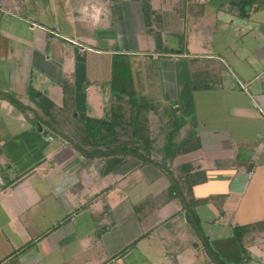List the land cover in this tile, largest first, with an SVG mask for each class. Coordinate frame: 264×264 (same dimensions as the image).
I'll return each instance as SVG.
<instances>
[{
  "label": "crops",
  "instance_id": "0c3cea01",
  "mask_svg": "<svg viewBox=\"0 0 264 264\" xmlns=\"http://www.w3.org/2000/svg\"><path fill=\"white\" fill-rule=\"evenodd\" d=\"M170 1L149 0L155 12H168L160 13L163 32L149 35L144 0H0V93L35 109L34 88L60 109L69 80L75 113L60 121L68 130L61 131L84 137L75 127L87 117L109 119L110 98L97 102L93 89L110 88L114 56H137L144 46L172 71L171 104L187 120L169 123L164 135L193 142L167 159L186 195L176 196L160 168L132 155L90 157L0 99V264H164L155 255L171 259L195 246L185 209L193 198L209 199L195 211L220 256L238 253L229 261L241 258L232 226L264 224V17L249 23L236 2L215 0H176L194 5L178 16ZM166 33L187 35V46L169 49ZM99 39L117 48L97 47ZM185 61L193 65L180 77ZM154 126L150 119L153 141L162 129ZM256 235L245 246L263 253V263L264 225Z\"/></svg>",
  "mask_w": 264,
  "mask_h": 264
},
{
  "label": "trees",
  "instance_id": "16d2710c",
  "mask_svg": "<svg viewBox=\"0 0 264 264\" xmlns=\"http://www.w3.org/2000/svg\"><path fill=\"white\" fill-rule=\"evenodd\" d=\"M236 4L238 5L240 15L247 16L250 13V9H245L246 5L249 7L255 4L264 6V0H239ZM143 7L146 20L154 19V22L159 27H162V16L151 9L149 0H144ZM123 57L124 55L118 54L114 56L111 79L108 82L114 97L110 113L111 117L108 120L87 117L86 121L82 123V126L75 127L78 136H85H74L75 142H72L73 146L90 157L132 155L145 164H152L160 168L169 177L171 181L170 193L176 196L179 194L183 196L185 191L179 188V181L174 176L170 166L165 161H159L152 157L154 141L150 131L147 105L133 97L134 91L130 69ZM61 87L64 101L60 109H56L53 101L46 95L39 94L34 88L29 89V99L36 105L35 109L30 105L24 104L19 97L10 92H1L0 99L10 102L14 107L24 113L28 119H37L43 126L52 129L56 133L64 134L59 129V125L60 121L65 123L63 119H70L74 116V85L69 80H63ZM64 135L66 137L68 136L66 134ZM111 136L114 137V140ZM124 136H126L125 139L122 138ZM170 136L169 141L162 150L165 153L164 158L166 160L168 157L171 160L180 152H187L190 149L188 145L193 144L191 138L178 144L173 143V134ZM86 137L90 139L86 140ZM101 144L105 146V149L98 147ZM188 194H192L191 187L187 191ZM208 200V198L200 200L193 198L191 202L189 201L190 203H186L185 205L189 222L198 238L195 246L203 245L207 254H210L214 258L216 264H226L210 245L209 239L202 227L201 220L195 211L197 205L209 202ZM263 225V223L259 222L248 225L235 224L232 226L233 234L243 246L249 240V236H255L262 229Z\"/></svg>",
  "mask_w": 264,
  "mask_h": 264
},
{
  "label": "rangeland",
  "instance_id": "374dc122",
  "mask_svg": "<svg viewBox=\"0 0 264 264\" xmlns=\"http://www.w3.org/2000/svg\"><path fill=\"white\" fill-rule=\"evenodd\" d=\"M162 1L164 2L167 0H162ZM217 1L219 4H221V3L224 4V2H230V1H234L236 3H237V1L239 2V0H215V2H217ZM150 2H151V0H150ZM191 2L192 1H190V3ZM170 3L175 7V10H177L178 16L180 15V13L182 11L184 13L192 11V8L194 7V5L190 4L191 5V6H189L190 8H187L188 5H185V4L180 5L176 2V0L170 1ZM174 7H173V9H171L170 15H168L169 24L170 25L172 24L170 19H172L174 21L172 26H175L176 23H175L174 17L176 18V16H177V15L174 16V14H173L174 13ZM248 7L249 6L246 5L245 9ZM157 12L159 14L161 13L160 11H157ZM167 13L168 12L164 13V15H167ZM214 13H216L217 18H218V16H223V14L220 12H218V13L214 12ZM163 16H162V24H163ZM255 17H264V9H261V8L258 10L253 9L252 11H250V17L246 18V20L250 23L253 21V18H255ZM219 18L224 19L222 17H219ZM150 21H146V23H147L146 26H148L147 27V34L154 35V34H160L163 32V30H164L163 25H162V27H159L158 25L153 23L154 19L150 20ZM148 22H149V24H148ZM63 24H67V23H63ZM207 32L208 31H206V34H207ZM219 32H220V30H219ZM223 32L225 33V31H223ZM166 34H167L166 39H167V42L169 43V49H171V47L174 49H177L180 46L182 48L183 47L182 45L187 46V43L189 41V39L186 37L187 35H185L183 37H180V36L178 37L175 34H172V35L168 34V33H166ZM225 38L227 39V41L228 40L230 41V39H231V37L229 35H227V36L225 35ZM190 42H191V40H190ZM119 43L120 42H118V44ZM58 44H63V43L60 40H58ZM96 46L100 47V48H104V49L108 48L110 50L117 48L116 41L114 44H112L111 41L101 40V39L97 40ZM119 46H120V48H123L122 44H120ZM63 47H67L66 49L70 48L69 45H65V44L63 45ZM58 48L60 51L63 49V51L65 52V50H64L65 48H62L60 46H58ZM205 48L207 50V46ZM151 49H154V46H151L150 50ZM141 50H142V52L140 51L139 55H137V56L136 55H129L127 53L124 55L123 59H124V61L127 62V66L130 69V76L132 79L133 91H134L133 97L136 99H139L141 103L147 105L148 118L150 116L149 123H150V119H151L155 125L153 130L155 131V129L157 130L160 127H162V129L159 130L161 134L159 136H157L154 140V150L152 152V157L156 158L159 161H165L168 165L167 160L164 158V152L162 151V147H163V144L168 142L167 140H168L169 136L164 135L163 131L165 132V130H167L169 123H172V124H177V123H181V122L187 123V120L181 112L177 113L176 109L178 108V106L175 107L173 104H171V100L175 99V97H172V94L170 93V89H169V86H171V84L169 83V78H170L172 71L170 70V72H169V69L166 66L167 64L165 62L161 61L162 58L154 55L155 58L151 59L150 56L152 53H150V54L146 53L148 51L144 46H142ZM185 65H189L191 67L193 64L191 62H187V61L182 62L183 67H181V70L179 73L180 77L182 75V71H185L187 73V75L189 73L186 70V68L184 67ZM189 66L187 67L188 69L190 68ZM48 82L51 83L50 81H48ZM48 87H50L49 92L54 90L53 86L49 85ZM93 91L96 92L95 96L97 98V102L106 103L108 101V99L110 98V101H108V105H107L108 110L106 113L108 115V117L110 118L111 117V114H110L111 108L113 105L112 103H113V99H114L113 95L111 97L109 96L110 88L107 86H102V90L93 89ZM167 93H168V95H167ZM168 96H170V97H168ZM166 98H170V101H169V99L167 101ZM89 103L91 104V102H89ZM142 111H144V110H142ZM109 114H110V116H109ZM156 124L159 125L158 128L156 127ZM65 127L66 126H64V125L63 126L59 125L60 130L68 131V130H66L67 128H65ZM173 132L177 133L178 131H173ZM66 135H68V139L71 141V145L73 146L72 142L75 140L74 135H71V133L66 134ZM122 138L125 139L126 136H124ZM87 148H90V147H87ZM254 223H256V222H254ZM206 227L210 228V225L206 226ZM206 227H205V229H206ZM256 236L257 235L249 236V240H256ZM261 238H264V237H261ZM235 241L237 243L238 250L240 251V257H241L240 261H232V258H237L238 253L227 252L225 254V257H222L219 255V257L226 264H263L264 263V260H263V263L262 262L260 263V261H259L260 256H262L263 253L260 254V252H258L256 250V248H254V247L247 249L245 245L242 246L240 244V242L238 241L237 238L235 239ZM223 243L229 244L230 242L225 240V242H223ZM231 243H233V242H231ZM230 249H228V250H230ZM169 255H170V257H173V258L163 259L161 257V255H159V254L155 255L154 261L159 262V263H164V264H167V263L172 264V262L180 263V264H216L214 258H212V256L210 254H207L203 245H198V247L197 246H186L185 248L183 246H181L178 248L177 253H173V254H169ZM247 255H250L251 258H247ZM231 256H233V257L229 261V259H227V258H230ZM261 260H262V258H261Z\"/></svg>",
  "mask_w": 264,
  "mask_h": 264
},
{
  "label": "water",
  "instance_id": "95a60500",
  "mask_svg": "<svg viewBox=\"0 0 264 264\" xmlns=\"http://www.w3.org/2000/svg\"><path fill=\"white\" fill-rule=\"evenodd\" d=\"M247 10H249V7L248 8H246ZM187 219H188V217H187Z\"/></svg>",
  "mask_w": 264,
  "mask_h": 264
}]
</instances>
